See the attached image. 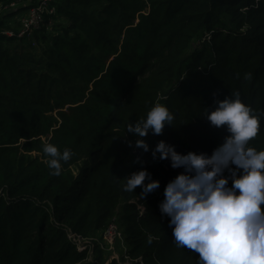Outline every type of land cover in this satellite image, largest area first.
<instances>
[{"label":"trees","instance_id":"trees-1","mask_svg":"<svg viewBox=\"0 0 264 264\" xmlns=\"http://www.w3.org/2000/svg\"><path fill=\"white\" fill-rule=\"evenodd\" d=\"M41 1L0 0V264H107L68 232L94 238L115 220L132 259L199 264L159 208L183 169L136 148L127 127L163 104L174 121L144 138L150 149L211 155L229 134L206 115L239 92L262 121L250 146L264 150V0H55L19 38L21 12ZM49 135L74 153L60 176L43 152ZM141 170L161 184L143 199L123 190Z\"/></svg>","mask_w":264,"mask_h":264},{"label":"clouds","instance_id":"clouds-1","mask_svg":"<svg viewBox=\"0 0 264 264\" xmlns=\"http://www.w3.org/2000/svg\"><path fill=\"white\" fill-rule=\"evenodd\" d=\"M216 104L206 118L214 128L226 127L229 135L211 155L180 154L165 141L150 149L144 138L150 133L163 135L174 121V114L163 104H155L146 119L129 122L127 133L137 137L135 147L151 151L153 159L183 169L166 185L159 205L161 214L170 218L177 247L198 253L199 264H264V150L250 146L262 121L239 92ZM43 152L54 176L62 174L63 164L74 155L52 143L45 144ZM125 181L123 190L133 193L141 187L142 199L161 187L147 170Z\"/></svg>","mask_w":264,"mask_h":264},{"label":"built area","instance_id":"built-area-1","mask_svg":"<svg viewBox=\"0 0 264 264\" xmlns=\"http://www.w3.org/2000/svg\"><path fill=\"white\" fill-rule=\"evenodd\" d=\"M54 1L55 0H42L39 6L29 10L28 14L25 17H20L21 26L23 28L21 33L18 34L19 38H23L25 34L29 33L32 28L38 29L39 25L42 22L41 16L44 13H47L48 15L55 14V8L52 5ZM4 34L8 37L14 36V34L10 31H5ZM140 210L141 214H143L144 208H141ZM68 238L76 245L78 252L82 253L87 251L89 253L90 260H92L93 256L91 255V251L93 254L94 248L96 246L106 254L108 252H115L117 248L116 245L118 244L126 264H133L134 262H136L134 264H143L142 259H137L135 261L128 255L123 233L119 228V225L116 220L111 225H109V227L100 236H97L95 237V239L92 240V242H94L93 244L86 243L87 245H90L88 249L87 246H84V250L80 249L79 246H77L76 242L77 240H80V238L83 239L82 236L74 234L72 232H68Z\"/></svg>","mask_w":264,"mask_h":264},{"label":"rangeland","instance_id":"rangeland-1","mask_svg":"<svg viewBox=\"0 0 264 264\" xmlns=\"http://www.w3.org/2000/svg\"><path fill=\"white\" fill-rule=\"evenodd\" d=\"M54 8H55V6H54ZM24 9H26V8H24ZM28 12L29 11H27V9L26 10H24V11H22L21 12V15H20V17H25L27 14H28ZM54 13H56V9H55V12ZM53 13V14H54ZM14 20H15V18H14ZM13 19H11V21H14ZM16 31H17V29H16ZM35 45V44H34ZM26 51V53H29V50H25ZM66 110V109H65ZM56 115V113H54V116ZM55 118H58V116H55ZM60 125H61V122H58L56 125H55V127H56V129H58L59 127H60ZM52 138V135H49L48 137H45V138H43V140H42V143L43 144H47L48 143V140H50ZM41 154V153H40ZM39 154V155H40ZM34 155H38V153H35ZM41 156V155H40ZM141 208H143V206H141L140 207V209ZM140 212H141V210H140ZM93 239H95V237L94 238H80V240H77V246H79V248L80 249H82V250H84V246H87V249H88V247L90 246V245H87L86 243H88V244H93L94 242H92V240ZM116 251L115 252H113V253H110V252H108V253H106L107 254V260H106V263L108 264V263H110V262H112L114 259H116V261L118 262V263H120V264H126L125 263V260H122V258H123V254H122V252H121V250H120V248H119V245L117 244L116 245ZM128 251V250H127ZM91 255H93L92 254V251H91ZM93 259V258H92ZM124 259V258H123ZM134 260V259H133ZM136 261V260H135ZM134 263H136V262H134ZM133 263V264H134Z\"/></svg>","mask_w":264,"mask_h":264}]
</instances>
